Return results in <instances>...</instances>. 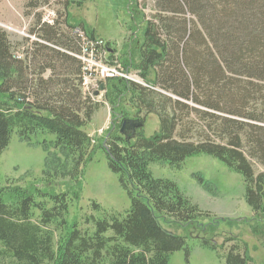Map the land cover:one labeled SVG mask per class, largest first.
<instances>
[{"label":"trees","instance_id":"1","mask_svg":"<svg viewBox=\"0 0 264 264\" xmlns=\"http://www.w3.org/2000/svg\"><path fill=\"white\" fill-rule=\"evenodd\" d=\"M86 2L64 5L67 10ZM155 5L159 24L145 21L141 12L137 16L145 25L136 67L151 88L124 79L102 83L112 126L100 148L132 206L124 217L92 220L91 234L69 221L71 206L82 199V168L95 150L86 129L99 109L85 96L83 66L75 57L82 46L74 36V42L63 38L56 26L40 25L42 43L33 44L29 64L15 58L0 29V153L15 133L27 143L39 134L52 135L54 169L71 178L64 193L55 192L51 181L44 188L0 187V264H170L175 252L188 253L186 237L166 229L176 225L201 234L202 244L216 250L207 235L219 222L201 213L176 183L150 171L151 164L179 169L202 154L243 176L247 203L257 217L253 231L264 227V172L255 174L244 151L249 144V159L264 166V116L238 112L260 93L235 80L264 83V0H155ZM32 66L40 76L36 80L30 78ZM49 70L51 76L41 78ZM188 101L232 118L202 112L215 119L214 137L178 140L192 110ZM150 115L159 118V131L150 138L139 131L128 143L120 134L123 121L146 123ZM252 261L234 249L226 257V264Z\"/></svg>","mask_w":264,"mask_h":264},{"label":"rangeland","instance_id":"2","mask_svg":"<svg viewBox=\"0 0 264 264\" xmlns=\"http://www.w3.org/2000/svg\"><path fill=\"white\" fill-rule=\"evenodd\" d=\"M4 0L9 14L0 15V29L5 33L11 52L17 59L32 61L33 44L39 39L40 25L56 26L67 41L73 40V30L81 28L87 35L94 34L103 40L111 49V59L116 61L133 78L138 79L144 87L148 86L140 77L137 65L141 46L143 27L137 16L141 12L145 21L159 24L155 0H87L83 7H69L66 10L65 0ZM139 10V11H138ZM55 15L54 25L47 24L44 19L48 14ZM188 20L194 18L186 15ZM142 23V24H141ZM33 67V66H32ZM32 68L31 79L40 77ZM52 71H46L41 78L48 79ZM242 86L258 90L255 101H249L238 112L247 116L256 114L264 116V83L249 82L246 78H235ZM136 83V82H135ZM99 91V90H98ZM97 91V92H98ZM85 92V91H84ZM85 96L91 104H98L99 109L93 116L86 132L92 138V148L95 149L91 161L82 168L80 181L83 194L79 202L70 208L69 221L77 223L82 232L91 234L94 231L92 220H103L112 215L124 217L131 209L132 202L128 192L123 188L120 177L111 171L106 153L100 148L101 140L112 126L111 107L105 102L103 92ZM33 100V99H32ZM187 104L192 110L185 119L186 127L176 134L178 140L200 142L207 136H212L215 119L205 117L202 112L208 109L191 101ZM197 110V111H196ZM201 112V113H196ZM220 117L232 118L223 113L208 111ZM249 123V120L233 117ZM221 123L220 121H217ZM160 129L157 116L146 118L143 134L152 137ZM140 131V132H141ZM184 137V138H183ZM55 137L49 134H39L30 143L23 142L15 133L7 149L0 153V187L7 185L28 187L39 185L44 188L51 181L50 187L57 193H64L71 185V178L62 170L56 173L53 164V148L50 142ZM46 143V144H45ZM49 145L47 152L45 149ZM256 175L264 172V166L255 159H249V144L244 149ZM58 170V168H57ZM71 170V169H70ZM49 171L51 172L48 177ZM150 171L157 179L170 180L177 184L181 192L199 211L216 219L219 226L209 232L207 239L216 250L204 246L201 234L193 230H185L180 226L166 228L172 233L186 237V250L175 252L170 257V264H226L228 253L234 249L241 255L252 258L251 264H264V227H259L255 233L256 215L246 200V182L240 174L233 172L223 162L209 155H198L188 158L181 167L173 168L169 164H151ZM204 179L205 187L199 181ZM209 224L202 221L201 225ZM194 232V233H193ZM0 249L1 246H0ZM7 261H3V263Z\"/></svg>","mask_w":264,"mask_h":264},{"label":"built area","instance_id":"3","mask_svg":"<svg viewBox=\"0 0 264 264\" xmlns=\"http://www.w3.org/2000/svg\"><path fill=\"white\" fill-rule=\"evenodd\" d=\"M55 15L48 14L44 21L54 25ZM81 44V53L75 57L83 66V87L88 94H93L100 89L102 83L107 80L124 79L141 82L128 74L120 64L111 59L112 51L103 40L90 37L81 28H75L72 32Z\"/></svg>","mask_w":264,"mask_h":264},{"label":"water","instance_id":"4","mask_svg":"<svg viewBox=\"0 0 264 264\" xmlns=\"http://www.w3.org/2000/svg\"><path fill=\"white\" fill-rule=\"evenodd\" d=\"M105 84H101L99 91L96 93V96L99 95L100 92H104ZM145 127V123L140 119H127L124 120L120 129V134L125 137L128 143L134 140L137 136V133L143 130ZM172 234L171 232H168Z\"/></svg>","mask_w":264,"mask_h":264},{"label":"crops","instance_id":"5","mask_svg":"<svg viewBox=\"0 0 264 264\" xmlns=\"http://www.w3.org/2000/svg\"><path fill=\"white\" fill-rule=\"evenodd\" d=\"M26 0H23V2ZM11 3V0L9 1ZM9 14V19H13L12 17V13L10 10H8L7 8H5V2L4 0H0V15L2 14ZM1 19V18H0Z\"/></svg>","mask_w":264,"mask_h":264}]
</instances>
